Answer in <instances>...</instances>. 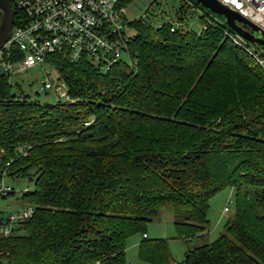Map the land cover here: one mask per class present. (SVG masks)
Masks as SVG:
<instances>
[{
    "label": "trees",
    "instance_id": "trees-1",
    "mask_svg": "<svg viewBox=\"0 0 264 264\" xmlns=\"http://www.w3.org/2000/svg\"><path fill=\"white\" fill-rule=\"evenodd\" d=\"M190 1L199 33L135 20L129 57L107 73L50 56L73 102L13 94L0 75V180L35 182L23 195L35 212L0 238V264H128L135 234L148 264H264V71L225 17ZM180 2L183 22L192 8ZM227 188L235 213L217 240L176 263L168 240L148 239L166 210L179 238L207 237Z\"/></svg>",
    "mask_w": 264,
    "mask_h": 264
},
{
    "label": "built area",
    "instance_id": "built-area-1",
    "mask_svg": "<svg viewBox=\"0 0 264 264\" xmlns=\"http://www.w3.org/2000/svg\"><path fill=\"white\" fill-rule=\"evenodd\" d=\"M156 1L153 0L151 5ZM218 1L239 12L264 32V0ZM123 2L124 0H15L12 34L0 48V67L3 68L4 75H8L10 79L13 75L26 73L48 63L54 68L56 78L52 79V74L47 72L48 79L39 92L53 91L56 95L54 103L73 102L65 82L59 77L55 63L49 57L60 55L71 63L89 61L103 73H107L124 59V55L129 57L132 35L127 30L131 22L145 19L138 17L130 22L128 7ZM185 2L192 9L198 10L190 0ZM170 23L172 32L183 26L179 20ZM258 37L264 41V35ZM230 38L252 55L264 71V57L255 54L257 49L240 36ZM128 60L132 63L129 58ZM7 178V174L3 173L0 180L1 197L8 196L13 191L6 183ZM34 212L35 208L28 204L21 210L0 216V238L16 233L20 224L28 221Z\"/></svg>",
    "mask_w": 264,
    "mask_h": 264
},
{
    "label": "rangeland",
    "instance_id": "rangeland-1",
    "mask_svg": "<svg viewBox=\"0 0 264 264\" xmlns=\"http://www.w3.org/2000/svg\"><path fill=\"white\" fill-rule=\"evenodd\" d=\"M153 0H133L127 4L128 19L142 17L148 22H152L155 27L166 22L177 20L178 9L181 5L180 0H157L153 5ZM220 16V15H219ZM224 17V16H223ZM183 25L189 30L200 32L203 24L199 19V12L195 9L188 10L183 17ZM243 25L242 23H240ZM129 34H134L131 26L128 28ZM258 37L260 32H255ZM255 54L264 57V49L256 48ZM247 53V52H246ZM249 54V53H248ZM250 55V54H249ZM255 61L256 59L250 55ZM124 59H127L124 55ZM132 59V58H131ZM132 61V60H131ZM133 62V61H132ZM258 64V62L256 61ZM47 72L51 73V78L55 80L56 73L54 68L48 63L43 67L37 66L26 73H20L11 76L9 82L12 85L13 94L19 96H28L31 100H38L40 103H54L56 95L53 91L48 90L40 93V88L48 79ZM6 183L14 189V193L1 197L0 196V216H6L12 212L21 210L27 206L23 199V195L28 191L35 189V182L29 178H7ZM229 207L230 211L225 212V208ZM235 213V197L234 191L227 188L214 196L210 202L208 219L210 220V228L207 237L186 241L179 238L175 228V215L172 211H164L159 218L154 219L146 225V235L148 239H166L168 240L169 251L174 262L179 263L185 258L186 252L193 247L203 243H212L217 240L221 234L225 232V225ZM143 240L142 234H135L127 240L126 257L128 264H148L140 259L139 246Z\"/></svg>",
    "mask_w": 264,
    "mask_h": 264
},
{
    "label": "water",
    "instance_id": "water-1",
    "mask_svg": "<svg viewBox=\"0 0 264 264\" xmlns=\"http://www.w3.org/2000/svg\"><path fill=\"white\" fill-rule=\"evenodd\" d=\"M198 3L211 10L213 13L224 16L226 24L229 28L235 31L239 36L251 44H262V41L254 33L264 32L250 20L243 17L239 12L230 9L229 7L221 4L218 0H196ZM0 48L10 39L12 30L15 23V14L12 6V0H0ZM242 23L243 25H241ZM248 28L250 30H248ZM0 75H4V70L0 67ZM33 181V177H30Z\"/></svg>",
    "mask_w": 264,
    "mask_h": 264
}]
</instances>
